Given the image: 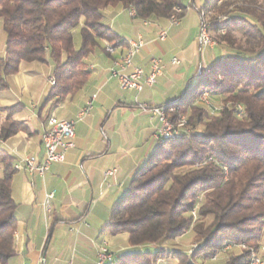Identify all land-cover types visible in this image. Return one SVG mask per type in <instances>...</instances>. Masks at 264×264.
Listing matches in <instances>:
<instances>
[{
  "label": "trees",
  "instance_id": "obj_1",
  "mask_svg": "<svg viewBox=\"0 0 264 264\" xmlns=\"http://www.w3.org/2000/svg\"><path fill=\"white\" fill-rule=\"evenodd\" d=\"M119 5L133 9L141 20H169L177 9L182 19L188 11L182 0H0L7 36L6 54L0 57V89L9 88L7 78L17 74L23 62H38L52 64L55 79L44 106H59L79 93L91 76L87 59L102 42L113 48L128 45L105 21V11ZM202 13L227 54L198 70L184 96L161 105L171 122L184 121L191 131L157 141L133 175L108 226L113 236L128 235L129 249L105 264H252L262 249L264 0H208ZM206 92L212 100H222L217 113L199 105H206ZM19 108L11 109L0 125V140L31 134L12 119ZM15 165L0 149V264H9L17 254ZM190 232L199 238L191 253L171 247Z\"/></svg>",
  "mask_w": 264,
  "mask_h": 264
},
{
  "label": "crops",
  "instance_id": "obj_2",
  "mask_svg": "<svg viewBox=\"0 0 264 264\" xmlns=\"http://www.w3.org/2000/svg\"><path fill=\"white\" fill-rule=\"evenodd\" d=\"M124 13L131 23L124 21L123 28H118V19ZM105 15L107 25L128 45L107 53L105 48L110 44L102 42L87 59L91 76L79 93L68 96L59 106L53 102L44 106L54 86L53 66L38 62H23L19 72L7 78L9 88L0 89V125L11 109L20 107L12 119L31 133L20 132L9 140H0V149L15 163L31 156L45 158L41 133L50 117L76 121V147L67 153L65 162L53 164L44 177L26 170L14 175L13 198L19 204L17 254L9 264H99L104 246L113 254L129 249L128 235L113 236L108 226L112 210L133 175L158 146L160 121L140 106L166 105L184 96L198 70L214 63L207 62L204 50H211L209 61L217 57L216 62L227 54L221 45L201 49V22L189 19V11L177 26H171L168 19L141 20L123 5L108 8ZM161 29L168 30L165 41L159 40ZM140 38L145 46L134 65L149 73L156 58L162 60L164 70L155 85L145 86L141 92L123 90L111 72L114 63L127 53L130 41ZM6 39L0 20V57L6 54ZM217 47H221L219 53H215ZM174 57L180 59V65H172ZM89 103L91 113L78 121ZM111 169H117V173L107 176ZM48 194L53 198L47 203ZM161 264L177 262L166 260Z\"/></svg>",
  "mask_w": 264,
  "mask_h": 264
},
{
  "label": "built area",
  "instance_id": "obj_3",
  "mask_svg": "<svg viewBox=\"0 0 264 264\" xmlns=\"http://www.w3.org/2000/svg\"><path fill=\"white\" fill-rule=\"evenodd\" d=\"M133 10V9H131ZM180 13L182 11L180 10ZM176 17H170L169 22L171 26H177L180 24L179 14ZM136 15V12H134ZM209 20L207 22L200 23L199 31V44L202 50L206 48H214L213 43L210 42L209 38ZM168 37V30L161 29L159 32V40L165 41ZM145 42L143 39L133 40L129 43L127 53L114 63L112 69V77L117 78L121 89L123 90H135L137 92L143 91L145 86H153L156 84L159 76L162 75L164 65L162 60L153 59L151 61V67L149 73H146L145 69L140 66L134 65L135 57L144 48ZM108 51H115V48L108 47ZM172 65L178 66L181 64L179 58L174 57L171 61ZM52 84L55 85V79L51 80ZM96 98V96H94ZM202 98H206V105H211V98L209 93H205ZM141 109L149 114L157 116L160 121V128L157 132V141L163 140L166 136L180 135L181 133H188L178 128L169 117L161 115L160 106L149 107L141 105ZM242 110L241 107H239ZM92 103H89L78 116V121H82L86 116L91 113ZM243 114V113H242ZM75 126L76 121H68L59 119L55 116L49 118L43 132L41 133L42 145L45 150L46 156L43 160H40L37 156H31L24 158L17 163V171L26 170L30 173L37 172L42 177L50 170L53 164H59L66 161L67 153L76 147L75 143ZM183 127V126H181ZM117 173V169L109 170L106 175L114 176ZM53 198V194L47 195V203ZM115 254H113L106 246L104 251L99 252V264H105L112 262ZM264 263V254L260 255V260L256 264Z\"/></svg>",
  "mask_w": 264,
  "mask_h": 264
},
{
  "label": "rangeland",
  "instance_id": "obj_4",
  "mask_svg": "<svg viewBox=\"0 0 264 264\" xmlns=\"http://www.w3.org/2000/svg\"><path fill=\"white\" fill-rule=\"evenodd\" d=\"M182 2L184 4V6H186L188 8L189 13L191 14V18H189V19H192V20L194 19L197 23L201 22L200 13H201V11L204 10V7L208 3V0H182ZM124 21H126V24H130L131 23V18H130V16H128L127 13H124L123 14V17H121L120 19H118V24H117L118 28H120V26H122V28H123V24L122 23ZM222 21H223V24H224V22L226 21V19H222ZM211 35H212L213 39L215 40V38L217 37L218 33L216 32V30L212 29ZM75 45H76L77 48H79L80 45H81L80 29H78L76 31V33H75ZM216 46H218L217 42H216ZM219 51H221V47H217L215 53H219ZM203 52L207 54V62L208 63L209 62L210 63L211 62H215V60H216L217 57H214V58L211 57L212 58L211 59L212 61L211 60L209 61V59H210L209 58V55L211 53V50L210 49H206ZM203 66H206V65H203ZM194 83H195V81L191 82V84H190V87L191 88L194 86ZM204 102H206V101H204ZM198 103H199V105L201 107H203L204 109H206L210 113H217L218 110L220 109V107L223 104L222 100L220 98H217V97H213V100L211 99V105L210 106L200 104L201 101H199ZM183 122L182 123H179V124H175V125L178 128H180L182 131L189 130V132H190L191 130L189 128L185 127L183 125ZM180 125L183 126V127H181ZM201 129H202V127L201 126H198L196 130L197 131H200ZM198 242H199V238L196 235H194L192 232H190L189 234H187L182 239H179L178 241H176L175 243H173V245L171 247L172 248H177V249H180L182 251H186V252L191 253V251L194 250L198 246ZM148 249L149 250H154L155 247H149ZM262 253L264 254V239L262 241V249H261L260 253L257 256H260ZM223 259L225 260V258H223Z\"/></svg>",
  "mask_w": 264,
  "mask_h": 264
},
{
  "label": "bare ground",
  "instance_id": "obj_5",
  "mask_svg": "<svg viewBox=\"0 0 264 264\" xmlns=\"http://www.w3.org/2000/svg\"><path fill=\"white\" fill-rule=\"evenodd\" d=\"M180 10L181 9H177V13L175 14V15H173L172 17H176V16H178V13H180ZM132 11V14L134 15V10H131ZM182 11V10H181ZM200 16H201V22H207V17H206V15L204 14V13H202V14H200ZM209 27H210V25H209ZM210 29V28H209ZM209 38H210V42L211 43H213V45H214V47L216 46V41L213 39V37H212V35H211V33H210V31H209ZM110 52H113V51H110ZM202 100L203 101H206V98H202ZM166 106H160V113H161V115H165V117H168L167 115V113H166ZM178 135H171V136H166V138L165 139H163V140H167V139H174L175 137H177ZM163 140H160V141H163ZM15 169L17 170V163H16V165H15ZM104 251V248L103 249H101V251L100 252H103ZM260 260V256H257L255 259H254V261L252 262V264H256V263H258V261ZM264 264V263H263Z\"/></svg>",
  "mask_w": 264,
  "mask_h": 264
}]
</instances>
